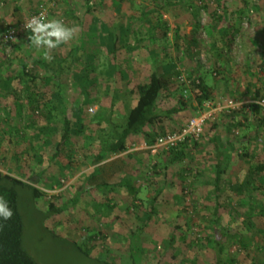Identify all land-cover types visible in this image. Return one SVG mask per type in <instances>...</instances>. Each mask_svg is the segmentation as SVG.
Instances as JSON below:
<instances>
[{"label": "rangeland", "instance_id": "374dc122", "mask_svg": "<svg viewBox=\"0 0 264 264\" xmlns=\"http://www.w3.org/2000/svg\"><path fill=\"white\" fill-rule=\"evenodd\" d=\"M45 4H51L48 21L76 28L73 39L54 49H36L30 32L5 42L10 28L19 29ZM89 7L87 12L85 0H0V172L29 182L42 171L38 187L44 196L38 207L46 212L53 200L58 207H68L41 223L29 194L21 192L24 249L37 264H98L93 259L113 264H213L219 212L228 233L224 258L235 264H264V237L244 229L251 202L249 190L242 187L255 182L253 167L264 163L263 116L249 109L260 97L256 90L264 97V13L261 18L256 13L264 12V0H194L173 7L160 0H90ZM241 9L242 23L237 19ZM22 56L27 58V72L39 78L51 74L49 63L54 62L59 78L50 85L39 82L46 101L56 108L52 122L41 116L48 108L32 113L19 100L24 89L20 82L27 81L25 75L20 78ZM169 61L191 84L186 88L176 83L177 77L170 80L161 106L171 109L181 90L196 109L150 126L155 138L178 132L198 111H212L197 99L199 80L211 88L215 105L233 100L243 107L227 114L226 120H221L223 113L211 112L201 139L185 144L187 158L181 164L170 163L169 153L182 146L153 154L143 137H134L126 153L92 165L99 137H110L109 132L99 133L100 125L110 132L121 126L137 103L138 86L154 70L162 76ZM9 77L14 80L3 88ZM79 108L89 110L81 142L52 161L45 141L59 142L64 119L76 123ZM215 123L220 124L217 132L228 157L219 191L214 183L215 153L208 143ZM37 133L43 134L41 139ZM87 176L92 177L88 183ZM154 200L156 213L147 221ZM251 218L257 229L264 227V218L256 212ZM174 234L185 242L169 254L164 241ZM87 249L92 259L84 253Z\"/></svg>", "mask_w": 264, "mask_h": 264}, {"label": "trees", "instance_id": "16d2710c", "mask_svg": "<svg viewBox=\"0 0 264 264\" xmlns=\"http://www.w3.org/2000/svg\"><path fill=\"white\" fill-rule=\"evenodd\" d=\"M87 4V12L91 11V7H89L90 0H85ZM163 3V6H175V5H186L192 3L194 0H160ZM199 2L201 0H198ZM156 13V11H155ZM245 10L241 9L237 14V19L242 23V18L244 16ZM257 16L259 18L262 17L263 11L261 9H257ZM153 14V13H152ZM159 17L162 19V14L159 13ZM222 31V30H221ZM223 33V32H222ZM231 41V39H229ZM215 47H217V43H213ZM95 59V55L91 58V60ZM20 78L22 80V76H27V81L24 79L22 82L23 91L19 92V100L26 106L32 113L39 112L43 107L48 108L47 115L42 112L41 116L43 118L48 117L49 122L53 120V109H56L52 102L46 101V98L43 94L42 85L39 82H43L44 85H50L53 80L59 78L58 72L53 67L54 62L49 63V69L51 74L44 78H39L29 74L27 72V58L25 56L20 57ZM40 64L44 65V62L40 61ZM51 64V65H50ZM58 71V70H57ZM62 70H59V73ZM82 73H85L84 70ZM181 72H179L176 68L174 62L169 61L163 67V75L160 76L157 70H154L152 73H149L148 79L145 83L141 84L137 88L138 100L136 105L128 112L124 123L121 126H114L111 128V132L108 128H102L99 133H107L109 132L110 137L108 139H104L99 137V152L92 160V165L98 166L106 161L112 155H120L126 153L128 150V143L134 137H143L146 145L152 146L155 144L156 139L154 135L148 130L150 126H156L159 123L161 124L164 119H169L175 115L181 114L185 111H195L194 104L192 102L187 103L182 95V91L180 90V97L177 102L171 109L164 110L161 106V100L164 94L167 92L168 84L170 80L174 81L175 77H179ZM14 80V78L9 77L7 80L3 82V88H7L9 81ZM7 81V82H6ZM200 83L197 86V99L200 103V106L204 105L206 102H213V95L211 88L204 83L203 80H199ZM184 87V86H183ZM261 91L256 90V96L261 98ZM168 93V92H167ZM166 93V94H167ZM258 98V99H259ZM257 99V100H258ZM88 105V104H87ZM252 110L255 115L261 113L262 110L257 105H251L249 108ZM89 110L86 108L83 110L79 108L76 114V123H74L69 118H65L63 121V128L61 131V139L56 144L46 140V144L50 146L51 153L50 158L52 161L60 159L63 155L67 154L69 147L75 148L74 145H78L81 142L80 132L84 127V122L87 117H89ZM241 113H244L241 111ZM51 116V118H50ZM221 120H226L228 118L227 114H223ZM103 120L100 119L101 123ZM260 123L264 124V117L260 120ZM49 124V123H48ZM219 123H215L212 129L211 134L208 136V143L211 144L215 153L216 165L214 167L215 172V191H219L222 181V167L223 163L228 159L225 153V145H222V138L218 134L217 130L219 128ZM43 135V134H42ZM41 133H37L35 135L36 138L41 139ZM191 140L186 142L190 143ZM185 143V144H186ZM182 145V147L177 151H172L169 153L170 163L173 164H181L187 158L185 147L186 145ZM70 148V149H71ZM72 149V151L74 150ZM34 150V149H33ZM244 156L247 160L251 157L248 151H245ZM36 160L39 164L42 163V158L36 156ZM253 173L256 175V180L254 183L244 182L242 183V187L246 190V188L250 192V208L248 219L244 222V229L252 236L260 235V237H264V227L261 229H257V226L252 221L251 215L253 212L257 213L258 217L264 218V163H259L258 165L253 167ZM43 172L37 173L35 180L30 179L29 182L23 181L12 174H3L0 172V196H3L9 204V207L13 211V216L10 220L4 221L0 219V264H37L33 257H31L28 252L24 249L23 246V236L25 232V225L23 216L21 213V192H27L30 197L31 206L35 211L36 215L40 219V222L43 223L46 220L61 215L62 213L68 210V207H58L54 200L48 203V210L43 212L38 207V202L44 196V193L40 190L38 185L40 184L43 178ZM94 176H97V170L94 171ZM89 179L92 180V177L87 176L86 182H89ZM123 185H118L119 188L123 187ZM85 191H89L90 188H85ZM105 189L114 190L113 186L105 185ZM130 190L133 189L130 187ZM77 201V200H76ZM155 200L151 205V210L145 214V219L149 221L156 213V204ZM215 230L218 229L219 237L214 242L215 244V259L213 264H235V260L229 258L228 256L224 258L226 253V245L225 240L227 239V231L223 226H221V216L219 212L215 213ZM176 230V228H175ZM185 239L183 236H178L174 234L169 240L164 241V246L169 254L175 251L176 247L180 245V243H184ZM264 249V247H263ZM91 250H85V254L92 259ZM173 259L176 260L175 254H173ZM98 264H111L112 262L102 261L93 259ZM113 264V263H112ZM133 264H138L137 262H133ZM182 264V263H180Z\"/></svg>", "mask_w": 264, "mask_h": 264}, {"label": "built area", "instance_id": "2783aa9c", "mask_svg": "<svg viewBox=\"0 0 264 264\" xmlns=\"http://www.w3.org/2000/svg\"><path fill=\"white\" fill-rule=\"evenodd\" d=\"M51 8V4L41 5L33 14H31L22 24L20 28H10L5 34V42H12L20 33H29L30 30L25 28V24L33 17L40 16L43 14L45 20L48 21L49 10ZM180 86H184L189 88L190 82H187V79L184 74H181L177 78V82ZM187 93V92H185ZM257 105L261 108L262 116L264 117V97L259 98L251 102V105ZM206 109H211L209 113L198 111L197 115L190 118L188 123L178 132H174L172 134H168L166 136H161L156 139V142L152 146H148V149L153 154H158L159 151L162 152H170L172 150L177 149L178 147L184 145L189 140L198 141L204 135L206 123L209 119L213 117V113L219 112L223 114H231L235 111H239L243 106L234 102L233 100H227L224 104H216L213 102H206L203 105ZM214 111V112H213ZM213 112V113H211Z\"/></svg>", "mask_w": 264, "mask_h": 264}, {"label": "clouds", "instance_id": "9594fccd", "mask_svg": "<svg viewBox=\"0 0 264 264\" xmlns=\"http://www.w3.org/2000/svg\"><path fill=\"white\" fill-rule=\"evenodd\" d=\"M25 28L30 30L28 38L36 49H54L73 39L76 32L74 26L69 27L62 21H46L43 14L33 16L25 24ZM13 214L8 201L3 196H0V219L4 221L10 220Z\"/></svg>", "mask_w": 264, "mask_h": 264}, {"label": "crops", "instance_id": "0c3cea01", "mask_svg": "<svg viewBox=\"0 0 264 264\" xmlns=\"http://www.w3.org/2000/svg\"><path fill=\"white\" fill-rule=\"evenodd\" d=\"M33 4H34V3H32L31 5H28V6H30V7L32 8V6H34ZM92 55H93V54H92ZM92 61H93V59H92Z\"/></svg>", "mask_w": 264, "mask_h": 264}]
</instances>
